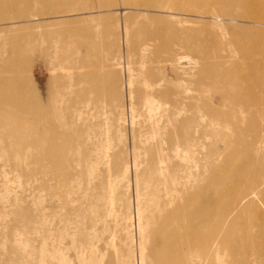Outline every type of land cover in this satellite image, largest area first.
<instances>
[{"label": "rangeland", "instance_id": "1", "mask_svg": "<svg viewBox=\"0 0 264 264\" xmlns=\"http://www.w3.org/2000/svg\"><path fill=\"white\" fill-rule=\"evenodd\" d=\"M104 1L0 5V264H142L141 239L148 247L164 227H185L205 187L215 182L208 141L182 162L168 151L165 133L171 127L161 110L151 120L142 106L128 110L129 99L141 104L147 93L207 98L206 89L197 90L202 82L196 72L208 65L182 63L177 78L152 58L139 63L131 56L127 66L124 55L138 42H152V31L164 29L203 34L191 38L193 47L215 54L249 47L253 35L233 27L239 23L213 21L206 13L178 20L159 11L142 16L127 9L121 15L116 6L98 8ZM171 3L193 7L184 0ZM198 5L207 12L229 6L214 0ZM18 12L28 19L20 21ZM189 18L192 22L183 21ZM204 35L213 39L207 42ZM258 47L264 48V41ZM18 71L26 75L11 76ZM184 80L191 87L186 93ZM156 150L167 154L164 163L151 157ZM215 160L226 174L244 157ZM151 161L166 170L149 172ZM253 162L264 172V156ZM250 176L244 175L239 188L251 184ZM227 189L225 184L220 191ZM173 208H181L180 217L166 219ZM222 208L236 211L235 202L220 204L217 210L224 214Z\"/></svg>", "mask_w": 264, "mask_h": 264}, {"label": "bare ground", "instance_id": "2", "mask_svg": "<svg viewBox=\"0 0 264 264\" xmlns=\"http://www.w3.org/2000/svg\"><path fill=\"white\" fill-rule=\"evenodd\" d=\"M27 1L30 0H0V5L12 7ZM172 1L177 0H105L98 8L116 6L118 8L115 10L121 15H126L127 9L141 11L139 14L142 16L159 11L175 16V20L184 16L199 19L206 13L213 21L239 23L233 27L248 29L255 42L249 47L236 45L232 47L234 50L215 54L193 47L191 38L203 34L194 32L190 35L182 29H164L162 32L152 31L149 35L146 33L145 36L148 35L152 42H138L130 46L131 50L124 55L127 66L131 63V56H135L139 63L152 58L162 65H168L177 78V69L182 63L208 65L196 72L202 82L197 90L206 89L207 98L197 99L188 95L170 98L165 91H161L145 94L141 104L137 101L132 104L130 99L128 101V110L142 106L144 115L150 120L156 111L161 110L171 127L165 133L171 143L168 151L182 162L191 159L196 145L208 141L206 156L211 160L210 175L215 180L213 187L204 185L206 189L201 193L197 212H190L191 218L185 227H164L157 231L156 239L148 247L141 239V262L145 264V258H149L151 264H264V172L253 162L264 156V48L258 47V43L264 41V12H258L259 9L264 11V0H214L218 5L227 3L229 6L222 5L219 10L214 8L208 12L198 5L199 0H184L193 7L175 6L170 4ZM19 14L17 18L20 21L28 19L25 13ZM183 21L192 22L190 18ZM222 23L218 22V25ZM204 39L209 42L213 35H204ZM151 45L153 53H150ZM186 53L194 54V59ZM184 73L188 74L189 70ZM157 74H161V71ZM25 75L26 71L11 74L14 78ZM184 82L188 83V80ZM188 90H191L189 83L185 93ZM168 106H171L170 110ZM176 114L179 117H175ZM218 146L221 148L217 149ZM237 154L244 157L239 168L234 172L220 173V164L215 163V158L224 156L228 159ZM153 156L156 164H162L167 154L156 150L152 151ZM156 169L158 172L166 170L164 166L162 169V166L151 161L149 172H156ZM181 170V178L184 175L185 180L188 179L189 166L184 165ZM250 172L251 184L239 188L241 179ZM257 179H260L258 183ZM208 180L205 181L207 185L210 183ZM225 184L228 189L221 192L220 188ZM222 202H235V213L232 210L228 212V208H222L224 214L219 213L217 209ZM181 208L187 210V205H181ZM181 208H177L178 212L174 208L168 211L165 218H179ZM236 233L239 237H233Z\"/></svg>", "mask_w": 264, "mask_h": 264}]
</instances>
